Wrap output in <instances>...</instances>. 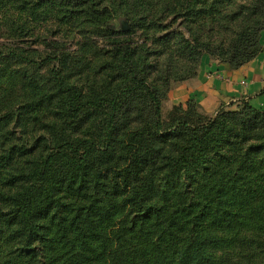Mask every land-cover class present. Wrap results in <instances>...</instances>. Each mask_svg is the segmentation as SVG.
I'll use <instances>...</instances> for the list:
<instances>
[{
    "label": "trees",
    "instance_id": "1",
    "mask_svg": "<svg viewBox=\"0 0 264 264\" xmlns=\"http://www.w3.org/2000/svg\"><path fill=\"white\" fill-rule=\"evenodd\" d=\"M2 9L0 264H264V109L162 119L205 54L239 68L262 51L264 0Z\"/></svg>",
    "mask_w": 264,
    "mask_h": 264
},
{
    "label": "rangeland",
    "instance_id": "2",
    "mask_svg": "<svg viewBox=\"0 0 264 264\" xmlns=\"http://www.w3.org/2000/svg\"><path fill=\"white\" fill-rule=\"evenodd\" d=\"M0 11H13V10H7V9H2ZM118 13H128L133 15V9L129 8H124L123 11H117ZM182 21L181 18H179L175 24L178 25L180 24V22ZM129 22V21H128ZM52 25V24H51ZM49 25V23L47 22H38L37 24L34 23V27L35 30L38 31H42L44 28H53V30H56L55 26H51ZM131 26L129 25L128 28L129 29ZM50 28V29H51ZM183 28V27H182ZM45 29V30H46ZM52 32V31H51ZM91 37L98 42V44L102 45L104 44L108 38L105 35H102L100 32H95L92 31L90 32ZM59 37L62 38V40L67 44V46H69L70 48H72V50L78 49L79 48V40H80V35L76 34L75 32L70 33L69 35L65 36L62 33L59 34ZM32 37L26 38L29 40H25L26 42L24 43V45H28L29 42L31 41ZM31 39V40H30ZM33 45H38L35 42L31 43ZM261 45H262V51H260V53L255 57L257 58L261 53H264V30L262 31V35H261ZM34 46V47H36ZM33 55H36L34 52H32ZM209 57L212 61H218L221 63H225L227 64L231 69H237L232 67L229 63L227 62H223L221 59H219L216 55H208L205 54L203 57ZM202 57V58H203ZM254 58V59H255ZM202 60V59H201ZM201 63V62H200ZM263 63H264V59H263ZM199 68H200V64H199ZM198 68V70H199ZM208 74V73H207ZM212 73H209V77H212L211 75ZM213 76H216V74H213ZM186 80V79H185ZM243 80H245V77H242L238 83L242 86V87H247V82L243 83ZM183 80L180 81H171V85L167 90V93L165 95V97L162 99V119L164 122H168L171 120V113L173 112L174 108L176 105L182 103L184 105V107L187 108L188 106V102H192L193 104H195V106H197V109L199 110L200 114L206 115L207 117H214L216 116L219 111L226 109V110H237L239 109L241 106H243V103L245 101H250L252 104H254L255 107L259 108V109H264V88L262 90H260L255 98H245L244 96H239L238 98L235 95H228L227 93H225L222 89H220V87H216L214 85H210L206 88L203 89H197L200 94L199 97H196V95L194 96H189L188 98H184L181 95H177L180 94L181 91H173V89L175 87H173V85L180 83ZM246 81V80H245ZM203 87V86H202Z\"/></svg>",
    "mask_w": 264,
    "mask_h": 264
},
{
    "label": "crops",
    "instance_id": "3",
    "mask_svg": "<svg viewBox=\"0 0 264 264\" xmlns=\"http://www.w3.org/2000/svg\"><path fill=\"white\" fill-rule=\"evenodd\" d=\"M264 53L253 59L244 66L237 69H231L227 64L218 61H212L209 57L202 58L200 68L196 76L183 80L175 87L173 91L180 90L184 98L189 96L199 97L197 89H203L210 85L220 87L228 95L244 96L245 98H255L257 93L264 88ZM212 73V77L208 74ZM216 74V76H213ZM245 77L247 87H242L238 81ZM203 86V87H202Z\"/></svg>",
    "mask_w": 264,
    "mask_h": 264
},
{
    "label": "water",
    "instance_id": "4",
    "mask_svg": "<svg viewBox=\"0 0 264 264\" xmlns=\"http://www.w3.org/2000/svg\"><path fill=\"white\" fill-rule=\"evenodd\" d=\"M122 25H123V28L124 29L128 28V22L127 21H123V24Z\"/></svg>",
    "mask_w": 264,
    "mask_h": 264
},
{
    "label": "built area",
    "instance_id": "5",
    "mask_svg": "<svg viewBox=\"0 0 264 264\" xmlns=\"http://www.w3.org/2000/svg\"><path fill=\"white\" fill-rule=\"evenodd\" d=\"M243 83H246V81H245V80H243Z\"/></svg>",
    "mask_w": 264,
    "mask_h": 264
}]
</instances>
